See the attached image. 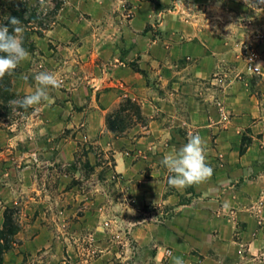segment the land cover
I'll return each instance as SVG.
<instances>
[{
  "label": "rangeland",
  "instance_id": "1",
  "mask_svg": "<svg viewBox=\"0 0 264 264\" xmlns=\"http://www.w3.org/2000/svg\"><path fill=\"white\" fill-rule=\"evenodd\" d=\"M17 1L0 0V15L8 4ZM20 1L39 11L31 25L39 30L29 31L28 35L24 32L25 45L32 49L30 58L8 76L1 89L10 85L16 99L33 92L34 75L54 70L52 64L46 66V58L57 62L62 74L55 75L60 87L49 89L51 103L25 111L0 101V229L7 209H14L20 226L13 248L4 256V264H172V257L167 259L165 253L172 250L176 256L174 242L182 236V218L186 214L177 215L162 202L178 188L169 186L168 178L173 174L162 164V171L157 172L160 176L156 177L151 159L164 157L167 144L178 150L187 143L189 135L196 133L206 141L207 162L214 169L211 181H207L210 187H216V194L198 196L194 185L189 186L186 190L191 196H182L180 204L199 198L215 204L217 210L211 209V214L218 218L206 220L202 226L211 228L212 233L220 234L221 229L223 232V244L217 252L206 250L202 254L200 249V264L205 258L206 264H264V98L263 83L257 76L261 73H254L248 61L250 55L256 56V64L260 59L253 44H244L238 61L239 102L232 100L231 88L236 84L228 76V69L214 77L216 82L200 84L194 80L176 88L160 80V75L152 74L150 62L136 52L135 38L118 34L104 38L126 46L121 58L102 63V77L92 81L91 61L79 62L78 53L72 49L82 38L56 40L48 36L55 26L46 31L40 28L56 23L60 13L46 15V9L52 10L54 3ZM105 1L106 4L104 0L99 2L96 9L115 16L121 13L123 19L117 24L131 27L139 1ZM254 3L256 8H263L264 0ZM224 7L234 10L230 3ZM186 9L173 4L168 12H176V17L184 19ZM162 20L160 15L147 30L155 31L152 38L166 45L162 34H156L157 22L161 24ZM100 22L111 23L107 19ZM255 22L251 16L245 24L253 29ZM28 27L24 26L25 31ZM253 33V38L264 46L258 39L264 30ZM150 40L151 37H143L145 44ZM142 60L148 68L140 67ZM120 63L124 64L123 69L142 77L144 92H148V109L166 105V95L174 92L179 95L174 101L181 113L178 123L191 118L186 109L203 108L209 113L204 119L206 126H180L162 133L158 148H138L137 142L148 136L151 118L143 114L142 99L131 98L130 86L106 76L115 72ZM24 75L29 76L28 81ZM18 82L20 86L28 83L31 92H18L14 85ZM113 90L114 101L101 102V92L110 94ZM250 93L259 101L256 105L260 114L255 118L246 115ZM87 120H95L90 129L84 126ZM123 158L133 161L128 173L117 169L118 159ZM174 218H178L175 223Z\"/></svg>",
  "mask_w": 264,
  "mask_h": 264
},
{
  "label": "crops",
  "instance_id": "2",
  "mask_svg": "<svg viewBox=\"0 0 264 264\" xmlns=\"http://www.w3.org/2000/svg\"><path fill=\"white\" fill-rule=\"evenodd\" d=\"M101 1L65 0V4L54 24L55 28L48 35L56 40H66L67 38L72 40L74 37L82 38L81 43L72 49L78 53L77 59L79 62L91 61L94 68V73L91 75L92 81H96L98 77H102L103 69L100 66L102 63L115 62L121 58V51L126 46L116 45L113 41H106L104 38L105 36H115L118 34L120 37L125 36L136 39V43L138 44L136 52L140 53L141 58H144L143 60L150 62L149 68L152 74L160 75V80L166 84L177 86L184 85L185 83L190 84L194 80L200 84H208L211 81L216 82L214 77L218 73L228 69V76L231 78L232 83L236 84L235 87L231 88L234 94L232 100L235 99L236 102H239L241 98L238 95V85L240 84V81H238V61L240 60L244 44H253L254 49L260 56L257 64L261 66V75L257 76H259L263 83L264 98V46L260 45L253 38L254 30H264V4L263 8H256L255 0H232V3L229 0H138L139 3L134 10V19L130 23L131 27L128 28L127 25L117 24L118 21L123 19L121 13L115 16L114 14L97 10L96 8L100 7L99 2ZM104 3L106 4L107 1L104 0ZM228 3H230V6L234 10L224 7V4ZM173 4L186 6V18L176 17V12H168ZM160 15L164 17V20L161 21V24H159L160 21L157 22L156 34H162L166 40V45L158 38L156 40L152 38L156 36L154 35L155 31L151 29L147 30V26L149 24L153 26ZM251 16H254L256 21L253 29H250L245 24L247 18ZM104 19L109 20L111 23L101 24L100 21ZM144 36L147 39L151 37L150 43H143ZM162 53H166V55L164 57L160 56ZM45 60L46 66L52 64L54 68L53 71L51 68L47 70L49 73L58 76L62 74L61 70L57 68V62L49 58ZM143 60L139 62L142 65L140 67L148 68V64ZM105 66H109V64ZM123 66L124 64L120 63V67L116 66L117 70L115 72L111 75L106 74V76L112 78L118 84H122L123 81L124 85L130 86L131 98L142 99V102L145 104V107L142 109L143 114L150 117L151 121L148 127V136L143 137L137 142L138 148H158V143L162 140V133H169L180 126L190 128L195 126L203 128L206 126L204 119H207L209 113L203 108L186 109L187 116L191 118L183 120L182 124L178 123L181 113H179L180 110L174 101L179 95H176L174 92L166 95V105L161 103V106H156L152 110L148 109L147 105L150 104H148V92H144L142 77L136 73L134 74L130 69H123ZM64 83L67 84L66 79ZM14 85L18 92H25L27 94L31 92L28 83H21L20 86L18 82L14 83ZM176 88L180 87L177 86ZM176 88L174 87V90L178 91L179 89ZM182 92L186 94L185 90ZM94 93L97 94V91ZM101 93H103L101 102L103 100L114 101V96H116V91L114 90L110 94L104 91ZM187 99L190 100L191 98L187 97ZM95 100L96 97L94 96ZM246 100V115H251L253 118L258 117L260 114V109L256 105V101L259 102L258 99L255 96H251L250 93ZM94 105L92 104V106ZM201 121L203 122L201 123ZM94 122L95 120H87L84 126L90 129L94 126ZM167 147V154L175 151V148L170 147L169 144H167ZM162 159L163 156L151 159V162H154L151 163V168L155 170L156 177L160 176L157 172L162 171V168L159 166ZM117 162V169L123 173H128L133 168V161L127 158L118 159ZM139 165L140 163L135 167L137 168ZM155 181L160 182L158 179ZM208 181H211V178ZM208 181L194 185L196 195L206 196L209 193L216 194V187H210L211 185ZM140 187L143 188L144 184H141ZM182 196L191 195H189L186 188H183V190L178 189L171 192L162 201L165 205L174 209V213H177V215L180 213L186 214V217L182 218L184 222L181 232L182 236L178 241L174 242L176 256L186 259L188 263L200 264V249L202 250V254L206 250L209 253L212 251L217 252L223 244L222 229L220 234H218L217 231L212 233L213 231L208 226H202L206 224V220L218 218L215 213L214 216L211 214V209L216 211L217 206L205 203L201 198L194 200L192 203L180 204ZM205 213L209 215L206 217ZM176 219L174 218V223ZM195 250H198L197 254L194 253ZM205 259L202 264L207 263Z\"/></svg>",
  "mask_w": 264,
  "mask_h": 264
},
{
  "label": "clouds",
  "instance_id": "3",
  "mask_svg": "<svg viewBox=\"0 0 264 264\" xmlns=\"http://www.w3.org/2000/svg\"><path fill=\"white\" fill-rule=\"evenodd\" d=\"M25 28L19 18L7 17V24L0 23V80L8 75H13L17 67L30 58L29 51L24 47ZM261 66L257 64L256 69ZM25 81L29 80L24 75ZM36 87L33 92L22 99L9 101L10 105L27 111L43 103H51L50 88L60 87L57 77L47 71H41L34 75ZM170 175L168 184L171 187L182 189L206 182L213 175L214 169L207 162L206 141L199 135L191 134L187 143L178 150L166 154L160 162ZM171 255V253H169ZM172 264H186L179 256H172Z\"/></svg>",
  "mask_w": 264,
  "mask_h": 264
},
{
  "label": "trees",
  "instance_id": "4",
  "mask_svg": "<svg viewBox=\"0 0 264 264\" xmlns=\"http://www.w3.org/2000/svg\"><path fill=\"white\" fill-rule=\"evenodd\" d=\"M43 2H48L49 0H42ZM54 3V8L50 10V8L46 9V15H52V14H58L61 9L63 8L65 4V0H51ZM41 5V4H40ZM42 14V13H41ZM44 14V12H43ZM8 16H14L20 19L22 22V25L25 27H28L25 31V35H28L29 31L37 33L36 30H39L37 27L31 26L39 16V11L37 9H34L33 6H31L28 2H21L20 0L14 3L8 4L7 10L0 15V23L7 24V17ZM54 25H48L44 24L41 25V29L43 31L48 30V28L53 27ZM24 47L27 49L25 45V39H24ZM28 50V49H27ZM31 48H29V52H31ZM0 55H4L0 53ZM8 79V75H6L2 81H0V101L2 104H7L11 100L16 99V95L11 93V87L7 86L4 90L1 89L3 85H5L4 82ZM3 84V85H2ZM7 84V83H6ZM3 107H0V109ZM5 222L0 229V264H4V256L7 254L12 248L13 245L16 242V237L20 233V226L17 223L15 219V211L14 209H7L5 212Z\"/></svg>",
  "mask_w": 264,
  "mask_h": 264
},
{
  "label": "built area",
  "instance_id": "5",
  "mask_svg": "<svg viewBox=\"0 0 264 264\" xmlns=\"http://www.w3.org/2000/svg\"><path fill=\"white\" fill-rule=\"evenodd\" d=\"M258 39L262 40L264 42V35H258ZM249 64H250V69L256 73V74H260L261 73V68L259 70L256 69V56L255 55H250L249 59ZM169 253H171V255H169ZM166 258L170 259L173 256V251L172 250H167L166 253Z\"/></svg>",
  "mask_w": 264,
  "mask_h": 264
}]
</instances>
